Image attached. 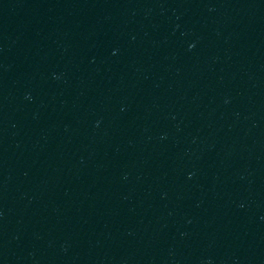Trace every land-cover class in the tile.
I'll list each match as a JSON object with an SVG mask.
<instances>
[{"label":"water","instance_id":"water-1","mask_svg":"<svg viewBox=\"0 0 264 264\" xmlns=\"http://www.w3.org/2000/svg\"><path fill=\"white\" fill-rule=\"evenodd\" d=\"M0 264H264V0H0Z\"/></svg>","mask_w":264,"mask_h":264}]
</instances>
